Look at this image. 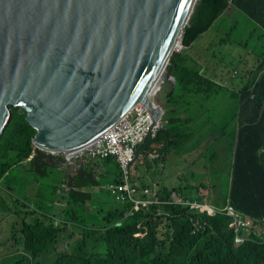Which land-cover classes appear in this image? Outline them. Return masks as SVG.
<instances>
[{"label":"trees","instance_id":"1","mask_svg":"<svg viewBox=\"0 0 264 264\" xmlns=\"http://www.w3.org/2000/svg\"><path fill=\"white\" fill-rule=\"evenodd\" d=\"M230 5L264 26V0H198L183 31V49L172 52L167 66L177 79L173 94L170 89L165 95L170 104L168 116L180 89L200 92L206 86L223 88L188 64V48ZM262 67L260 76L254 70L250 72L251 78L239 97L240 103L258 106L259 110L252 121L240 128L228 200L241 213L260 222L264 221V64L257 67ZM10 109L12 117L0 137V187L11 193L13 199L2 203L6 211L15 209L16 214L21 212L17 209L21 203L29 208L23 219L21 248L34 257L47 255L52 264H264V235L251 234L249 240L236 244L234 232L228 226L231 218L220 212L209 215L167 203L135 209L116 200L114 208L105 213L100 208L98 215H93L94 211H89L99 193L93 196L92 186L105 188L109 181L120 179V171L114 178L104 176L87 184L83 171L78 172L76 182L74 176L68 181L64 175L54 176V181L47 183L45 177L52 174L45 151L33 142L37 129L26 119L27 109L23 105H11ZM172 131L160 130L142 146L148 149L152 143L163 144L156 163L168 159L163 152L172 144ZM113 163L119 168L117 162ZM34 174L40 177L35 178ZM162 191L165 200L172 192L183 194L178 188L165 187ZM64 245L67 250L61 252ZM22 261L21 258L14 264Z\"/></svg>","mask_w":264,"mask_h":264},{"label":"water","instance_id":"2","mask_svg":"<svg viewBox=\"0 0 264 264\" xmlns=\"http://www.w3.org/2000/svg\"><path fill=\"white\" fill-rule=\"evenodd\" d=\"M191 2L0 0V137L11 105L46 152L81 146L137 103L156 120L149 89Z\"/></svg>","mask_w":264,"mask_h":264},{"label":"crops","instance_id":"3","mask_svg":"<svg viewBox=\"0 0 264 264\" xmlns=\"http://www.w3.org/2000/svg\"><path fill=\"white\" fill-rule=\"evenodd\" d=\"M236 11L235 7L229 6L222 15H228ZM259 26L264 32V26ZM212 27L214 25L210 28ZM208 31L209 29L206 32ZM192 47L193 45L188 48L191 56L188 64L197 68L202 75L210 78L223 88L215 90L206 86V90L200 92L180 89L173 100L174 109L169 116L166 114L164 106L157 100L158 104L165 110L164 118L167 120L168 118L171 119V123H167L162 128V131H166L167 125H170L167 132H169V128L173 129L170 147L177 146L179 143V126L177 124H181L182 128L187 131L185 148L171 150V152L173 154L172 160L178 162L176 165L177 176L179 177L188 172L192 178L191 185L173 188H176V190L178 188L179 191H181L179 188H182L181 192L183 194H179L187 198H200L202 192H208L210 205L221 208L229 203L240 128L244 123L252 121L259 110L258 106L240 103L237 97L240 96L245 83L251 78L250 72L264 64V54L261 51H252L242 61L245 64L243 68H235L232 72L225 74L223 70H219L217 62L214 59H210L208 51L195 52L191 50ZM206 53L209 55V62L204 60ZM235 71L238 72L236 75H234ZM176 84L177 81L175 82V88ZM151 147L152 149L159 147L160 150L163 144L152 143ZM229 152H231V155H229ZM206 153H209V157L203 162L201 158ZM46 154L48 153L46 152ZM168 155L169 153L166 151L163 152L164 157ZM46 159L49 160V158ZM146 159L150 162H155L148 156ZM113 162L116 161L112 158V161L106 159L99 161L80 160L67 164L59 158H54L49 164L58 163L56 166L60 167L70 179L72 176L78 175V172L81 174L80 171H83L87 184L93 180L100 181L104 176L106 178H114L119 170ZM222 177H226L224 185L220 181ZM135 179L144 185L157 184L161 190L165 188H162L159 182L148 174H140ZM81 186L83 187V184ZM223 187L228 188V192L225 195L222 194ZM102 189L98 185L92 186V195L101 194ZM104 189L108 190L107 187Z\"/></svg>","mask_w":264,"mask_h":264},{"label":"rangeland","instance_id":"4","mask_svg":"<svg viewBox=\"0 0 264 264\" xmlns=\"http://www.w3.org/2000/svg\"><path fill=\"white\" fill-rule=\"evenodd\" d=\"M213 25L214 27L210 28L208 32L201 35V37L194 42L191 50L195 52L208 51L210 59L217 61L221 65L225 74L232 72L235 68H243L245 64L242 61L246 58V55L251 53V50L261 51L264 54V32L259 24L244 13L237 10L234 13L222 15L214 22ZM205 55L204 60L209 62L210 59L208 53ZM262 71L263 67L259 69L256 68L254 70V74L256 76H260ZM165 73L166 75L162 85V90L156 96L155 100H159L164 108L168 110L170 104L167 102L165 95L167 94V90L172 89L173 85L168 78V74L171 72L167 69ZM158 86L159 82L153 86L150 93H154L158 89ZM177 125L179 126V143L177 146H167L165 148V151L169 153L168 159L166 158L165 160H162L159 165H157L156 162H150L146 159V151H140L137 161L134 163V166H132V174L134 175V178L139 177L140 174H148L153 179L158 181L162 188L167 187L168 189L191 185L190 183L192 178L189 176L188 172H185L179 177L177 176L176 165L178 162L172 160L173 154L171 150L184 149L186 146L185 138L187 131L182 128L181 124ZM168 127H170V125L166 126V128ZM229 155H231V152H229ZM208 157L209 153H206L201 158V161L204 162ZM46 158H49V160ZM46 158L45 160L48 162V165H50L49 171L52 174L49 177H45V181L47 183H52L54 181V176L63 177L66 175L60 167L56 166L58 163L49 164L51 160L58 157L46 154ZM34 176L35 178L40 177L38 174H34ZM66 176L69 181V176ZM78 178L79 176L75 175L73 177L74 182H76ZM225 181L226 178L222 177V185L225 184ZM47 191L48 194H50V187H48ZM227 192L228 188L223 187L222 194L225 195ZM10 199H13V195L0 187V264H14L21 258L23 261L20 264H52L53 262L49 256L41 255L34 257L31 252L25 251L21 248V245H23V219L25 218L24 216L29 208L21 203L19 208H17L21 210L20 214H16L15 209L8 212L2 202ZM26 202L33 204L30 200H26ZM116 204L117 201L110 194V192L103 188L101 194L96 195V200L93 202L92 208L89 212L94 211L92 214L96 215V211L102 208L105 213L114 208ZM257 230L259 233L262 232L259 228H257ZM78 236L79 234L77 233L75 239ZM66 250L67 246L65 245L60 249L61 252Z\"/></svg>","mask_w":264,"mask_h":264},{"label":"built area","instance_id":"5","mask_svg":"<svg viewBox=\"0 0 264 264\" xmlns=\"http://www.w3.org/2000/svg\"><path fill=\"white\" fill-rule=\"evenodd\" d=\"M159 91L160 89L156 90L152 97L154 98ZM155 110L160 115L156 120L157 122L153 121V116L145 105L137 103L112 127L95 136L92 140L71 150L53 152V156L60 157L68 164L86 159L113 158L119 165L120 179L110 182L107 188L115 200L130 204L135 209L152 204L170 203L188 207L196 212H206L209 215L220 212L231 218L229 228L234 232L236 244L246 242L251 238V234L264 235V221L260 222L244 215L230 203L224 208H214L208 203V192H202L200 198H187L173 192L168 200H162L157 184L154 186L144 185L134 178L132 166L137 161L140 151H146V156L151 160L161 158L159 147L152 149L150 146L148 149H142L145 141L152 140L162 129L164 122L167 121L162 109L160 110L158 106H155ZM257 228L261 229L262 232L259 233Z\"/></svg>","mask_w":264,"mask_h":264},{"label":"bare ground","instance_id":"6","mask_svg":"<svg viewBox=\"0 0 264 264\" xmlns=\"http://www.w3.org/2000/svg\"><path fill=\"white\" fill-rule=\"evenodd\" d=\"M197 0H192L191 2V5L189 6V8H187V10L185 11V21H183L182 23H179L178 24V33H176L172 39H171V43H170V50L168 52V57L166 59V56L163 54L162 57L160 58V60L158 61L160 63V67H159V70L157 72V75L156 77L154 78L153 80V83L152 85L150 86V91L151 89L153 88V86L159 82V86H162L163 85V79L165 78V75H166V69H164V64H165V61L168 60V58H171V54L173 51H176V50H181L182 49V42H181V37H182V34H183V31H184V28L186 25L189 24V17L191 15V12L193 10V7L195 5V2ZM261 42V41H260ZM257 46V45H256ZM260 46V45H259ZM252 52V50H251ZM263 57V56H262ZM228 66V65H227ZM216 107V106H215ZM192 112V111H191ZM206 112V111H205ZM220 148V147H219ZM223 154V153H222Z\"/></svg>","mask_w":264,"mask_h":264},{"label":"clouds","instance_id":"7","mask_svg":"<svg viewBox=\"0 0 264 264\" xmlns=\"http://www.w3.org/2000/svg\"><path fill=\"white\" fill-rule=\"evenodd\" d=\"M230 6H231V5H230ZM232 7H234V6H232ZM235 8H236V7H235ZM236 9H237V8H236ZM237 10L240 11L239 9H237ZM240 12H241V11H240ZM256 23H257V22H256ZM257 24H259V23H257ZM259 25H261V24H259ZM261 26H262V25H261ZM175 52H176V51H175ZM178 52H180V51H178ZM236 74H237V72H234V75H236ZM173 75H174V74H173ZM175 78H176V77H175ZM176 81H177V79H176ZM171 83H172V82H171ZM158 89H160V91L155 95V97H154V98L152 97V95H153L154 93H152V94L150 93V94H149V98L151 99V101H152V103H153L152 107H153L154 112H157V113H158V111L155 110V106H158L159 109H160V110L162 109V110L164 111V114H165V110H164V108H163L160 104H158V102L155 100L156 96L161 92V90H162V86H160ZM158 89H157V90H158ZM241 92H242V90H241ZM170 93H171V91H170ZM240 95H241V94H240ZM233 97L236 98L235 96H233ZM239 97H240V96L237 97L238 101H239ZM143 105H144V104H143ZM166 111H167V110H166ZM127 113H128V112H127ZM151 114H152V116H153V113H152V112H151ZM159 116H160V115H159ZM159 116L157 117V119L159 118ZM157 119H156V120H157ZM156 120L153 119V121H156ZM166 120H167V119H166ZM169 120H171V119L168 118V120H167L166 122H164V126H165L167 123H169ZM156 122H157V121H156ZM156 122H155V123H156ZM247 123H249V122H247ZM244 124H246V123H244ZM164 126H163V127H164ZM163 127H162V128H163ZM161 130H162V129H161ZM167 131H168V128L166 129L165 132H167ZM162 132H163V131H162ZM165 132H164V133H165ZM239 135H240V131H239ZM239 135H238V142H239ZM237 146H238V143H237ZM262 151H264V149H262ZM55 152H56V151H55ZM236 152H237V148H236ZM45 153H46V151H45ZM47 153H48L49 156H53V152H47ZM235 155H236V154H235ZM56 157H58V156H56ZM58 158L61 159L60 157H58ZM61 160H62V159H61ZM101 160H102V159H101ZM235 162H236V158H235ZM67 164H68V163H67ZM110 182H112V181H109V183H110ZM109 183H107V185H108ZM107 185H106V187H107ZM150 186H154V185H150ZM158 188H159V191H160V196L164 199V197H163V195H164L163 191L161 190V188H160L159 186H158ZM107 189H108V188H107ZM108 191H109V190H108ZM172 193H173V192H172ZM172 193H171V194H172ZM171 194H170V195H171ZM169 198H170V196H169ZM166 200H168V199H166ZM168 204H169V205H172V204H170V203H168ZM213 207H214V206H213ZM214 208H215V207H214ZM228 217H229V216H228Z\"/></svg>","mask_w":264,"mask_h":264}]
</instances>
